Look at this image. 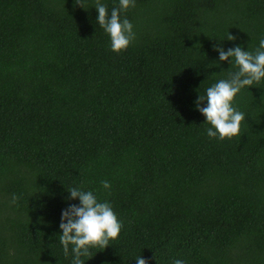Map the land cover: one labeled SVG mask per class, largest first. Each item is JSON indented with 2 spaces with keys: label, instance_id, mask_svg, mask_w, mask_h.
<instances>
[{
  "label": "trees",
  "instance_id": "16d2710c",
  "mask_svg": "<svg viewBox=\"0 0 264 264\" xmlns=\"http://www.w3.org/2000/svg\"><path fill=\"white\" fill-rule=\"evenodd\" d=\"M84 4L0 0V264H72L73 187L123 225L85 264H264V79L234 98L231 139L209 138L195 104L238 70L216 47H259L264 0H135L119 53Z\"/></svg>",
  "mask_w": 264,
  "mask_h": 264
},
{
  "label": "clouds",
  "instance_id": "9594fccd",
  "mask_svg": "<svg viewBox=\"0 0 264 264\" xmlns=\"http://www.w3.org/2000/svg\"><path fill=\"white\" fill-rule=\"evenodd\" d=\"M74 3L82 8L85 6L84 0H74ZM118 3L119 6L113 7L109 13L102 0H95L96 21L109 35L111 50L116 53L126 50L136 39L132 23L121 17L122 11L135 7V0H118ZM227 40L235 41L236 36L228 33ZM214 50L219 53L221 62L231 63V58H234L238 70L230 72L227 79H220L207 88L206 96H198L195 104L196 109L205 117V122L212 126L206 129L209 138L218 136L221 140L231 139L240 134L241 124L246 118L245 113L233 106L234 98L241 89L249 88L264 79V38L260 39L255 52L243 50L239 45L227 50L221 47ZM205 101L206 106L201 107ZM101 185L106 190L111 188L108 181H101ZM68 193V199H78L79 204H71L62 210L59 224L62 234L59 235V242L65 256L71 250L72 264H85L86 260L92 258L90 249L108 247L111 240L119 237L123 225L111 203L98 200L92 191L73 187ZM18 199L13 194L11 202L14 204ZM136 264H148V261L139 256ZM173 264H185V261L176 259Z\"/></svg>",
  "mask_w": 264,
  "mask_h": 264
}]
</instances>
